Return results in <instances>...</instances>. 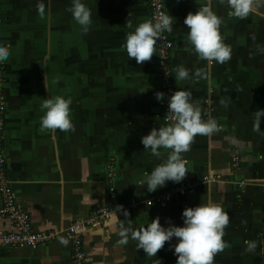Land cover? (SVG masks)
Here are the masks:
<instances>
[{
	"label": "crops",
	"instance_id": "0c3cea01",
	"mask_svg": "<svg viewBox=\"0 0 264 264\" xmlns=\"http://www.w3.org/2000/svg\"><path fill=\"white\" fill-rule=\"evenodd\" d=\"M82 2L92 12L86 35L67 10L72 0H0V46L10 45L2 72L6 172L32 230L52 234L34 248L0 247V264H70L64 228L90 216L96 206L130 199L137 201L132 208L114 210L107 220L81 229L87 264H175L170 245L177 238L166 242L156 257H148L130 237L127 244L119 243L121 226L130 220L139 230L157 216L164 227L169 219L183 226L186 207L209 202L220 204L230 216L223 237L228 248L215 256V264H264V117L260 131H253L254 113L264 109V52L258 50L264 47V1L253 0L249 16L237 19L228 15L227 4L211 0L210 7L223 19L220 31L232 56L227 63L209 64L194 53L184 24L189 12L209 0H165L166 13L174 17L168 34L175 91H191L202 118L215 119L221 127L211 136H196L191 150L182 154L188 178L216 179L173 196L165 206H147L142 200L160 194L171 181L153 192L139 185L144 173L162 162L141 143L153 127L165 125L155 98V54L141 65L121 47L126 33L149 20L148 0ZM38 3L45 5L43 17ZM127 18L132 29L125 26ZM178 66L190 76L202 69L206 78L176 84L173 69ZM57 95L72 100L74 132L40 130L41 103ZM221 99L229 101L227 108ZM231 154L238 156L235 166ZM9 228L0 217V231ZM246 240L258 242L255 253L244 251Z\"/></svg>",
	"mask_w": 264,
	"mask_h": 264
},
{
	"label": "clouds",
	"instance_id": "9594fccd",
	"mask_svg": "<svg viewBox=\"0 0 264 264\" xmlns=\"http://www.w3.org/2000/svg\"><path fill=\"white\" fill-rule=\"evenodd\" d=\"M208 5L199 6L196 12H189L184 24L187 26V41L192 46L194 53L200 60L209 64L216 62L227 63L231 60L232 49L224 42L220 28L223 19L218 16ZM220 4H227L230 11L228 15L237 19H246L253 10V0H219ZM75 22L80 26L82 34H87L93 23L92 12L82 0H72L71 7L67 9ZM38 14L45 15V5L37 4ZM174 17L168 12H159L151 20H145L135 26L134 31L126 33L125 42L121 45L126 50L129 60L134 59L137 64L149 62L156 52L157 41L164 32L172 33ZM125 26L133 28V24L127 18ZM260 52L264 47L258 46ZM10 57V45L0 46V62L8 61ZM176 84L192 79L199 81L206 78L202 69L195 70L191 74L188 69L178 66L173 69ZM166 75H170L165 71ZM165 94L157 91L155 98L158 101L164 99ZM220 104L227 108L229 101L221 99ZM71 98L55 96L44 99L41 109L44 114L40 118V130L62 132H74L75 125L71 118ZM168 112L172 113L171 123L159 128L153 127L151 131L141 138L145 150L151 155L162 160L151 172H145L144 178L139 181L140 187L147 186L149 192L162 187L168 181L181 182L189 172L187 160L183 153L191 150V145L198 135L211 136L221 131V127L215 119H203L201 105L193 99L189 90L177 89L168 97ZM264 117V109H258L254 113V132H259L261 118ZM165 150L166 157H165ZM128 213L125 211V216ZM183 226L171 223L164 227L157 216L147 227L134 230L131 221L127 227L121 226L119 235L120 244L128 243L129 237L137 242V248L143 249L148 257H156L164 248L166 242L173 237L177 238L174 254L177 256L175 264H215V256L228 248V243L223 239L225 229L230 223V216L220 204L200 203L195 207H186L182 212ZM67 244L68 241H61ZM244 251L255 253L258 242L246 240ZM156 264H161L157 260Z\"/></svg>",
	"mask_w": 264,
	"mask_h": 264
},
{
	"label": "built area",
	"instance_id": "2783aa9c",
	"mask_svg": "<svg viewBox=\"0 0 264 264\" xmlns=\"http://www.w3.org/2000/svg\"><path fill=\"white\" fill-rule=\"evenodd\" d=\"M165 12V0H148L149 20L154 19L159 12ZM156 74L158 91L165 94L164 99L158 101L161 108V115L164 124L171 123L172 113L168 112V97L175 91L172 81V68L170 64L172 40L167 32L161 34V38L156 44ZM4 65L0 62V217L8 220L10 228L0 231V247L28 246L36 247L49 237L51 233H43L32 230L28 214L22 209L16 200L12 190L11 181L6 172V160L3 151V131L5 126L6 96L2 86ZM165 71L170 75H166ZM210 109V108H208ZM113 159L110 157L106 162V168L111 167ZM238 161L236 154H231V165L235 166ZM107 175H111L107 171ZM216 177V176H215ZM212 176H202L200 180H193L186 177L181 182H172L168 187L152 197L142 200V203L149 206L157 204L165 206L173 196H183L192 191L196 186L205 181L214 180ZM111 190V189H110ZM137 201L130 199L124 203L112 202L109 205H100L92 209L90 216L86 218H76L72 220L65 228L71 245L70 264H87L85 252L82 248L81 229L86 226H93L107 220L110 213L114 210L132 208Z\"/></svg>",
	"mask_w": 264,
	"mask_h": 264
},
{
	"label": "rangeland",
	"instance_id": "374dc122",
	"mask_svg": "<svg viewBox=\"0 0 264 264\" xmlns=\"http://www.w3.org/2000/svg\"><path fill=\"white\" fill-rule=\"evenodd\" d=\"M260 9H261L262 12H264V3L261 4Z\"/></svg>",
	"mask_w": 264,
	"mask_h": 264
},
{
	"label": "water",
	"instance_id": "95a60500",
	"mask_svg": "<svg viewBox=\"0 0 264 264\" xmlns=\"http://www.w3.org/2000/svg\"><path fill=\"white\" fill-rule=\"evenodd\" d=\"M262 1H264V0H262Z\"/></svg>",
	"mask_w": 264,
	"mask_h": 264
}]
</instances>
